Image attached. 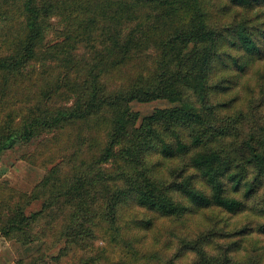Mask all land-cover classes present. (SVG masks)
Listing matches in <instances>:
<instances>
[{
    "label": "trees",
    "instance_id": "1",
    "mask_svg": "<svg viewBox=\"0 0 264 264\" xmlns=\"http://www.w3.org/2000/svg\"><path fill=\"white\" fill-rule=\"evenodd\" d=\"M54 16L68 30L49 48L83 44V81L45 79L50 67L36 81ZM143 55L149 73L105 87L103 71ZM157 99L173 105L132 107ZM41 134L60 159L33 192L0 174V234L43 240L17 264H47L61 241L56 259L84 251L73 264H264V0H0V154ZM99 233L112 245L93 247Z\"/></svg>",
    "mask_w": 264,
    "mask_h": 264
},
{
    "label": "rangeland",
    "instance_id": "2",
    "mask_svg": "<svg viewBox=\"0 0 264 264\" xmlns=\"http://www.w3.org/2000/svg\"><path fill=\"white\" fill-rule=\"evenodd\" d=\"M7 2H17V0H7ZM5 24L14 25L16 19L13 16L8 17ZM68 29L65 24L60 20L59 16H54L49 18V21L45 24L44 30V41L42 48L45 51L41 54L40 58L35 62V67L38 70L36 74V81H38L41 71L45 67H50L51 69L44 74L45 79L51 81H57L69 77L73 81L79 80L88 76V67L86 65V58L88 52L83 44L78 45L74 54L64 55L60 57L56 53H52L49 46L65 37L66 31ZM144 63H134L132 65L124 66L119 69H108L103 71L101 74V81L105 87L109 89H114L118 87H123L128 82L131 74L137 69H142L143 72H150V62L149 57L143 55ZM70 74V75H69ZM62 89H65L62 88ZM79 93L72 94L70 100H63L54 97V101L62 105L71 104ZM173 103L167 99H157L153 101L142 102L139 100L132 101V107L134 110L140 112L141 115H146L152 113L156 108L172 106ZM46 134H41L32 138L29 141H18L13 146L7 148L4 152L0 154V171L1 177L6 179L10 186L15 187L20 191L33 192L36 185L43 179L46 173L49 171L50 167L59 161V156L54 162H50L47 159L50 150L54 148V145H49L45 151L41 146L42 141L47 139ZM73 143L74 140L68 141L67 137L62 138L60 135L59 143ZM44 202V198H37L33 200L27 207V211L30 213L32 211H37L41 208ZM129 220L134 216V209L132 212H127ZM138 230V229H136ZM170 222H161L157 226L154 232L149 235V242L159 245L156 249L159 251L166 249V243L170 238ZM3 238L0 240V248L3 250L0 253V259L4 264H9L12 260L15 264L18 259L26 258L27 256L37 254V248L43 245V240H36L34 242L23 244L17 240H7L1 234ZM7 240V242H6ZM114 239L111 235L100 234L97 239L93 240L92 246L97 245V248L101 246H111ZM65 245V241H61L57 246H54L48 252L47 264H73L80 255L84 252L79 246L73 248L70 254L56 259L55 256L59 253L61 247ZM153 245V244H152ZM147 250V248L145 249Z\"/></svg>",
    "mask_w": 264,
    "mask_h": 264
},
{
    "label": "crops",
    "instance_id": "3",
    "mask_svg": "<svg viewBox=\"0 0 264 264\" xmlns=\"http://www.w3.org/2000/svg\"><path fill=\"white\" fill-rule=\"evenodd\" d=\"M3 238L0 236V240H2ZM6 242H7V240H6ZM2 252H3V250L0 248V253L2 254ZM9 264H15L14 262H13V260L9 263Z\"/></svg>",
    "mask_w": 264,
    "mask_h": 264
}]
</instances>
